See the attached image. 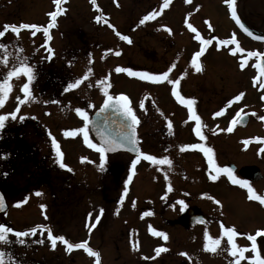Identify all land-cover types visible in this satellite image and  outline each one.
<instances>
[{"label": "flooded vegetation", "instance_id": "obj_1", "mask_svg": "<svg viewBox=\"0 0 264 264\" xmlns=\"http://www.w3.org/2000/svg\"><path fill=\"white\" fill-rule=\"evenodd\" d=\"M194 2L196 0H170L168 6L163 7L164 0H146L145 5L150 7L147 10L122 9L121 13L118 12L111 17L106 13L92 15L95 24L100 23L105 28L109 27L108 33H112V37L111 34L106 37L108 42L106 40L104 44L107 48L106 51L104 50L105 54L112 52V44L116 46L115 52L120 55L124 53L122 46H129L136 54L134 71L153 75H161L175 65L171 68L168 79L160 82L129 76L124 72L127 81L134 83L135 87L132 89L135 90L131 92L129 90L127 93L125 90L124 93H117L113 97L126 95L130 107L139 120L135 126L137 144L134 148L145 154L154 155L158 159L167 157L172 163L157 164L142 156L137 160L139 153L137 155L105 154L103 176L98 179L101 198L106 207L104 206V217L99 215L98 221L92 210L95 202L91 198L97 189L95 171L101 167V159L97 164L95 149L85 143L83 133L65 135L66 131L75 130L77 121L75 118L71 119L72 114L66 113L64 116L62 110L57 109L62 103L61 98L68 95L76 96L73 88L67 89V85L73 83L72 77L66 78L62 72L54 73L45 70L46 68L41 73L40 65L29 64L35 74V79L30 84L34 99L29 100L34 101L41 108L58 110L60 121L57 122L52 118L44 123L28 120L29 117H25L20 124L22 126L0 129V190L7 201V212L12 209L14 218L21 220V225H24V229L17 231H26L43 225L45 228H50L54 235H62L69 242L72 238H78L81 230L84 235L87 232L88 239L99 234L111 241L120 238L128 241L152 240L155 241L154 252L158 248L166 249L159 254L156 252L155 259L160 264L165 263V258L171 256L174 264L178 263L177 258H180L179 264H204V262L230 264L229 261L235 264L239 259V253L235 257L231 255L232 245L228 243V239L227 245L224 244L225 233L221 232L223 221H220L218 216H213L215 221L208 220V214L203 211L201 204L194 203L193 197L190 196L192 189L199 190L194 200L208 203V189L220 185L225 179L229 181L228 186L235 190V204H238L239 200L249 204L248 209L242 208L250 216V229L243 231L237 228L238 235L233 238L234 242H238L239 247L249 249L244 253V258L239 259V263L254 264L252 241L247 237L256 235L258 230L262 235L256 237L257 249L261 258H264V204L249 199L247 188L233 184L226 173H216L200 148L182 150L183 146L191 144L211 148L215 165L224 168L227 164L224 166L223 151L219 152L217 146L223 143L225 109L228 110L235 105L236 122L234 125L233 121L227 124L229 128L231 125L232 131L235 132L233 173L239 179L248 181L257 195H264V119H261L264 117V87H261L264 85V72L261 71L264 67V39L256 38L264 36V0H235L237 15L252 35L245 32L231 16L235 33L229 39L224 38L222 29L209 27L208 22L203 19L206 16L217 21L220 13L224 11L231 13L225 0H203L206 6L202 8L201 15L204 16L193 15L189 8ZM142 3L143 0H140L135 6L143 7ZM94 8L93 12L97 9ZM135 11L137 12L135 23L124 24L135 15ZM243 11H246V15ZM152 12L160 14L141 24L140 21ZM98 16L101 17L99 21L96 19ZM51 23L45 28L49 29ZM189 24L192 28L188 27ZM38 32L43 33V31ZM133 33L134 38L131 37ZM197 35L202 39L210 40L211 43L202 45L196 38ZM122 36H128L131 43L123 40ZM233 38L236 43H220L221 40L227 41ZM201 47H204L205 51L197 58L201 70L196 71L192 58ZM237 47L243 51H236ZM249 52L258 55L249 56ZM122 58L123 61L126 60L125 57ZM225 58L234 60V74L224 71V64L229 62ZM242 62L243 67H241ZM241 76L244 82H241ZM42 77L44 79L39 86L37 81L42 80ZM51 80L57 82L55 89L51 88ZM174 80H179V84L174 85L169 82ZM174 88L185 101L194 100L192 108L200 117L204 140L196 135L194 131L196 121L190 119L187 104L173 95ZM234 88L235 95H232ZM48 92L50 99L47 98ZM241 93L243 96L236 101L234 98ZM69 102L67 100L62 104L67 105L68 108ZM142 103L143 107H141ZM72 109H76V105L72 106ZM218 111L221 115L216 116L215 113ZM237 112L241 113L239 117ZM242 117H245L244 123L241 121ZM169 121L171 128L168 126ZM53 137L63 153L62 162L67 165L65 168L60 167L58 162L52 146ZM89 140L95 143L90 134ZM193 155L196 160L193 159ZM133 160H137L134 168ZM252 167L254 169H251ZM200 172L204 180L202 184L204 190L200 189L199 185ZM19 173H23V185L17 186L16 181L13 180L18 176L17 179L21 181L22 176ZM129 175L131 180L128 179ZM212 175H216L217 179L212 180ZM17 190L25 194L23 203H18V207L9 203V197L15 196ZM81 199L87 200V203H81ZM180 200L186 204L184 211H181V206L177 203ZM214 203L216 208L220 207L216 201ZM79 207H82L81 211ZM96 223L100 225L98 232ZM0 224L9 226L7 222ZM63 227L68 228V232H65ZM150 229L165 233L167 240L162 236L154 235ZM206 230L212 239H220L215 252L205 249ZM71 233L77 234L76 237ZM26 237H23L24 240ZM28 238L29 241H49L47 232L40 229ZM9 241L0 244V251L8 254L5 256V261L9 264H47L44 254L36 260L26 249L20 248L14 235H9ZM177 241L183 242V246L194 248V251L189 255L183 253L181 249L172 250L171 245L174 242L176 244ZM207 243L211 245V240ZM72 253L67 250V255ZM88 257L91 255L88 254Z\"/></svg>", "mask_w": 264, "mask_h": 264}, {"label": "rangeland", "instance_id": "obj_2", "mask_svg": "<svg viewBox=\"0 0 264 264\" xmlns=\"http://www.w3.org/2000/svg\"><path fill=\"white\" fill-rule=\"evenodd\" d=\"M139 1L140 0H96L94 5L92 0H64V3L59 6L63 10L56 17V20L52 22V19L48 14L55 11L57 8L54 0H0V30H4L5 25L19 26L21 23L35 24L42 27H45L51 22V24H53V26L48 29L51 39H48L47 42H45L46 38L44 33L38 32L34 29H23L19 32V35L9 30L5 33L3 38H0V44L7 46L6 51L0 50V58L6 55L8 59L7 66L0 63V81L5 78L8 71L12 70L13 67L18 66L21 61L25 60V58L28 64H32L33 66L40 65L41 69L39 72H44L45 68V70L48 69L54 73L60 71L63 73L64 77H72L73 82L74 79L77 80L84 77L87 70L91 69L87 79H82V82L77 87L73 88L76 96L68 95L67 97L60 99V102L62 103L69 100V107L67 108V105L62 103L57 107L60 111L62 110L64 116L66 113H69L70 115L72 114L71 119L74 120L73 118H75L77 121L74 126L75 129L82 128V125H85V121L79 114H77L75 109H72V106L76 105V108L83 109L88 114L89 118L107 98L105 91H107L108 95L114 96L117 93H124L125 90L126 93L129 92V90L130 92L135 90V88L132 89L135 87L134 83L131 84L127 81V76H125L124 72H116L117 67L131 68L134 71L135 66L133 64H136L137 62L136 54L133 53L135 50H131L132 48H129V46H122L124 53L122 55H117L115 52L116 46L112 44V52L105 54L104 50L106 51L107 49L104 46L107 40L106 37L110 34L112 37V33H108L109 27L105 28L100 23L95 24L92 20V15L106 13L109 14L108 17H111L122 9L127 11H131L132 9H150L147 4L145 5L146 0H143V7H136L135 4ZM152 2L150 4H152ZM204 6H206V4L203 0H196V2L191 4L189 9L192 11L193 15L199 16L201 15V10ZM94 7L97 9L93 12V9H95ZM243 12L244 15H246V11ZM136 13L137 12L135 11V15L130 17L128 20L129 22L124 24L135 23ZM201 16H204V14ZM203 19L208 22L207 24L209 27L213 29H222L224 31L225 39H229L235 33V27L231 22L230 12L228 13L224 11L220 13L217 21L209 19L206 16ZM107 25L109 26V23ZM34 31L35 35L32 34ZM134 35L135 34L133 33L131 37L133 36L134 38ZM79 40L81 42H79ZM49 48L52 50L51 53L48 51ZM122 57H125L126 60L123 61ZM225 60H228L229 62L224 64V71L228 74H234V60L226 58ZM43 79L44 77H42V80L37 81L39 86L42 84ZM240 80L241 82H244L242 76L240 77ZM98 81H103L104 83L98 84ZM233 82L235 87V80ZM24 83L25 77L23 75L14 77L11 80L13 87L3 107H0V114L11 113L17 108H19V112L17 113V118H8L4 122L3 129L11 126H22L20 124L25 120V117H29L28 120L44 123L52 118L57 122L60 121V113L54 108H41L32 100L25 101L24 103L19 102V100L24 99L25 94L21 91ZM51 85V88L55 89L57 82L51 80ZM232 95H235V88ZM232 95L230 98H232ZM47 98L50 99L49 92L47 93ZM225 104H227V102H225ZM241 109H244V107H241ZM20 117H23V119H20ZM234 118L235 105L228 110L225 109L223 143H220L217 146L219 152L223 151L224 166L228 163H232V165L235 166V140L233 139L235 132L227 130L229 128L228 125L235 120ZM94 153L98 164V162H100V153L96 150H94ZM248 160H250V158H248ZM102 168L103 167H100L99 169L97 168V171H95V184L97 189L94 192V196H91V199L95 202L94 208L92 209L94 214L96 216L100 215L104 217V206L106 207V204H104L101 198L102 193L100 191V182L98 179V177L101 178L103 176ZM201 173L202 172L198 173L200 176L198 177L200 182L199 185L200 189L204 190V188H202L204 180L201 178ZM20 176H22L21 181L17 179L18 176L13 180L16 181L17 186L23 185V173L20 174ZM228 184L229 181L224 179L220 185L217 184L210 187L208 189V203H200L194 200V197L196 193H199V190L192 189L190 194V196L193 197L192 199L194 203H197L198 205L201 204L203 211L206 215L208 214V220L215 221L214 217L218 216L220 221H223L224 225L221 232L225 233L224 244H226L228 239L227 233L224 229L234 227L235 230L240 228L243 231H248L251 225L249 214L244 212L242 208L244 207L248 209L249 204L240 200L237 202L238 204H235V190L230 188ZM24 196L25 194L23 192L17 190L15 196L9 197V203L16 206L18 203L23 202ZM214 201H219L220 207L216 208ZM85 202L87 203V200L81 199V203L85 204ZM79 210L81 211L82 207H79ZM13 213L14 211L10 209L6 214L0 215V223L7 222L9 227L16 230L24 229V225H21L22 221L15 219ZM99 226L100 225L96 223L97 232ZM79 227L81 230V226ZM63 229L65 232H68V228L63 227ZM82 231L83 230L80 231V236L78 238H72L70 243L75 244L86 241L89 248L99 253L100 264H160L155 259V241H128L125 239L120 240L121 238L119 240L111 241L103 236L101 237L99 234L88 239L87 232L84 235L82 234ZM74 233H76V231ZM74 233L71 234L76 237L77 234ZM197 235L199 236V232H197ZM21 239L24 240L23 237ZM24 242L26 244H18L20 248L26 249L31 254L32 258H35L36 260L40 259L41 254H44L47 264H96V257H88L87 252L83 248H74L70 250L73 253L67 255V247L60 241H57V246L55 248L51 246L50 241L44 240L43 243L33 240L29 241L28 236ZM235 243L239 245L238 242ZM183 244L184 243H181V241H177L176 244L174 242L173 245H171V249H181L183 253L190 255L191 251H194V248L192 249L189 246H183ZM219 251L220 250L218 249L217 252ZM202 257L206 258V256ZM172 259V256L170 258H165V263L163 264H174ZM177 261V264H179L180 258H177ZM229 263L232 264L231 261H229ZM204 264H206V262H204Z\"/></svg>", "mask_w": 264, "mask_h": 264}, {"label": "snow or ice", "instance_id": "obj_3", "mask_svg": "<svg viewBox=\"0 0 264 264\" xmlns=\"http://www.w3.org/2000/svg\"><path fill=\"white\" fill-rule=\"evenodd\" d=\"M169 2H170V0H164L163 7H167ZM54 3L57 5L56 10L53 12H50L48 14L51 17L53 22L56 20V17L63 10L59 6L62 3H64V0H54ZM92 3L95 5L96 0H92ZM225 3L229 6L230 11H231V16L236 21V23L239 24L241 26V28L244 29L245 32H248L249 35H252V33H250L248 31V29L241 23L238 15H237L236 7H235V0H225ZM159 14H160L159 12L149 13L140 21V23L143 24V23H145V21L152 19ZM96 19L99 21L101 19V17L98 16V17H96ZM51 26H53V24L49 25V27H51ZM188 27L192 28V25L189 24ZM23 29H34L36 31H43L44 36L46 38L45 42H47L48 39H51L49 32H48V28L38 26L35 24H27V23H21L19 26L5 25L4 30H0V38H3L5 36V33L9 30L11 32L19 35V32ZM192 30L195 31V29H192ZM169 31H170V29H169ZM32 34L35 35V31ZM117 35H120V34L117 33ZM121 38L123 40L131 43L130 38L128 36H122ZM196 38L201 41L202 45H208L211 43L210 40L202 39L199 35H197ZM256 38L257 39H264V36H259ZM220 43L221 44H233V43H236V41H235V38H233L232 40H227V41L221 40ZM0 50L6 51L7 46L4 44H0ZM21 51H22V49H21ZM48 51L51 53L52 50L49 48ZM204 51H205V48L201 47L200 50L197 51L192 58V64L196 68V71L201 70L199 63L197 62V58L200 57L204 53ZM236 51H243V49L237 47ZM118 54L119 53H117V55ZM248 55L254 56V55H258V54L254 53V52H249ZM0 63H3V64H5V66H7L8 59H7L6 55L4 57L0 58ZM173 67H175V65H172L168 71L164 72L161 75H153V74H150L148 72L141 73V72L133 71V69H131V68H121V67H117L116 72H127V74L129 76H139L141 79L150 80L152 82H160L162 80L168 79L169 72L171 71V68H173ZM241 67H243V62L241 64ZM257 67H260V66L257 65ZM261 71L264 72V67L261 68ZM90 72H91V69H88L87 72L85 73L84 77H82L81 79H77L73 83L68 84L67 89H72V88L77 87L82 82V79H87L88 74ZM20 75H23L24 77H26V82L23 84V86L21 88V91L25 94L24 99L19 100V102L24 103L26 100L34 99V97H32V95H31V90H30L31 81L35 79L34 69L32 66H30L26 62V58H25V60L21 61L18 66H15V67H13L12 70L8 71L5 78L2 81H0V107H3L9 93L12 90V87H13V85L11 84L12 78L18 77ZM169 82L174 84V85L179 84V80H174V81H169ZM97 83L102 84L104 82L98 81ZM261 87H264V85H261ZM105 95L107 96V99H105V101H104V107L101 109V112H103L105 108L116 107L117 110L121 111L126 117L130 118L131 124L128 126L130 129V134H125L123 136V140L128 141L132 145H136L137 139H136L135 126L139 123V120L136 117V115L134 114L133 109L130 107L129 98L124 94H121V95L116 96L114 98L113 96L108 95L107 91H105ZM173 95L177 96V98L180 99L182 103L187 104L189 111H190V119H193L196 121V128L194 129V131L196 132V135L200 137L201 140H204L205 136L201 132L200 117L196 114V112L192 108L193 104L195 103L194 100L189 99V100L185 101L184 98L181 97L179 95V93L175 90V88L173 89ZM242 96H243V93L237 95L234 99L236 101H239ZM53 102H55V101H53ZM141 107H143V103L141 104ZM75 111L77 112V114H79L84 119L85 126L82 128L72 130V131H66L65 135L68 136V135H75L76 133H83L85 143H87L90 148H93L100 153L101 167H102L104 160H105V153L108 151L116 150V145L118 144V142L112 138L104 137L103 133H101V139L103 141L102 145L97 146V144L92 143L89 140V134H88V126H87V122L89 119L88 114L81 108H76ZM18 112H19V108H17L15 111L8 113V114H0V128L4 127V122L8 118H12V119L17 118ZM215 115L219 116V115H221V112L218 111L217 113H215ZM240 115H241V113L237 112V116L239 117ZM20 119H23V117H20ZM261 119H264V117H261ZM235 122L236 121L234 120L233 123H235ZM168 126H169V128H171V126H172L171 121H169ZM227 130L232 131L231 128H228ZM257 139H259V138H257ZM123 140L121 142H119V146H121V147L123 146ZM245 143H248V141H245ZM52 146L56 152V156L58 158V162L60 163V167H62V168L67 167V165H65L62 162L63 153L61 152L59 144L55 140L54 137L52 138ZM183 148H193V149L200 148V150L203 151L204 154L208 157L209 163L213 166L216 173H218V174L221 172L226 173L228 179L233 184H238L242 187L247 188L248 194H249V199L257 200L261 204H264V195H257L255 193V190L251 187V185L249 184L248 181L243 180V179H239L236 175H234L232 168H229V167L220 168V167H217L215 165V162L213 161V158H212V151L213 150L211 148L203 147V146L198 145V144L185 145L182 147V150H183ZM133 150L139 153V155L137 156V160L142 156L144 159L152 161V162L157 163V164H165L166 163L168 165H171V163H172L171 160H169L167 157H163L161 159H158L154 155H149V154H145L143 152H140V150L138 148H134ZM82 159H86V158H82ZM137 160L132 161L133 168L135 167ZM69 170H71V169H69ZM128 179L131 180V175H129ZM211 179L216 180L217 176L212 175ZM126 184H127V181H126ZM169 190H171L170 187H169ZM125 192H127V188H125ZM37 194L39 195V193H37ZM122 199H123V197H121V200ZM21 203H23V202H21ZM177 203L181 206V211H184V209L186 208L185 202L183 200H180ZM216 203L219 204L220 202L216 201ZM4 206H5L4 205V199L2 196H0V208H3ZM17 206H19V205H17ZM145 214L147 215L148 213H145ZM99 218L100 217L97 216L96 220L98 221ZM90 227H94V225H90ZM38 229L47 232V239L51 242V246L53 248H55L57 246V241L63 242L66 245L67 250H72L74 248L75 249L83 248L89 255L96 257V264H100L99 253L95 252L91 248H89L86 241L83 243H75V244L70 243L68 240L65 239L64 236L54 235L50 228H45V226H43V225L32 227L26 231H17L15 229H13L12 227L6 226L5 224H0V244H5V243L10 242L9 241V234L14 235L17 238V242L24 243V240L21 238L29 236V235H35L37 233ZM150 230L153 231L154 235L162 236L165 240H167L168 237L165 233L155 231L154 229H150ZM224 231L227 233L228 243L232 245V247L230 249L231 255H233L235 257V256H237V253H239V259H243L244 253L246 251H248L249 249L248 248H241L234 242L233 238L236 235H238L235 228L234 227H228V228L224 229ZM260 235H262V232L260 230H258L256 232V235H248V237H247L250 241H252L251 251L255 254L254 264H264V258H261L259 251L257 249V243H256V237L260 236ZM205 240H206L205 249L206 250L210 249L211 251H216V248L220 244V239H212L208 235L207 230H206L205 231ZM209 240H211V245H209V243H207V241H209ZM38 242L43 243L42 240L38 241ZM164 250H166V249L158 248V249H156V252H157V254H159L160 251H164ZM6 255H8L6 252L0 251V264H9V262L5 261ZM239 259L236 260V264H239Z\"/></svg>", "mask_w": 264, "mask_h": 264}, {"label": "water", "instance_id": "obj_4", "mask_svg": "<svg viewBox=\"0 0 264 264\" xmlns=\"http://www.w3.org/2000/svg\"><path fill=\"white\" fill-rule=\"evenodd\" d=\"M104 107V102L100 107L90 116L87 122L88 130L94 141L98 146H101L103 141L101 139V133L104 137L112 138L118 142L116 145V150L108 151L107 154H116L120 152H125L131 155H137L138 152L134 151L135 145H132L126 140H123L125 134H130L129 125L131 124L130 118L126 117L121 111L117 110L116 107L105 108L103 112L101 109ZM242 123L245 122V117L241 118ZM243 125V124H242ZM123 140V146H119V142ZM226 167L232 168L233 171L235 167L232 165H227ZM251 169H254L252 167ZM0 196L4 199V207L0 208V215L6 213L7 203L4 194L0 191ZM201 221V220H199ZM6 225V224H5Z\"/></svg>", "mask_w": 264, "mask_h": 264}]
</instances>
